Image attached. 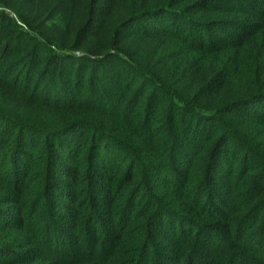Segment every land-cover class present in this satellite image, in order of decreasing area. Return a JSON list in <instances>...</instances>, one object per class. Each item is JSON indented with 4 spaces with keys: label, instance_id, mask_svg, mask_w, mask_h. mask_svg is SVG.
Segmentation results:
<instances>
[{
    "label": "trees",
    "instance_id": "1",
    "mask_svg": "<svg viewBox=\"0 0 264 264\" xmlns=\"http://www.w3.org/2000/svg\"><path fill=\"white\" fill-rule=\"evenodd\" d=\"M0 6V264H264V0Z\"/></svg>",
    "mask_w": 264,
    "mask_h": 264
},
{
    "label": "rangeland",
    "instance_id": "2",
    "mask_svg": "<svg viewBox=\"0 0 264 264\" xmlns=\"http://www.w3.org/2000/svg\"><path fill=\"white\" fill-rule=\"evenodd\" d=\"M105 1V0H104ZM0 9L1 10H4L6 13H8V14H10L13 18H15L16 19V15L14 14V11H12V10H10L9 8H6V7H1L0 6ZM163 40H159V39H154V38H151V39H149V40H145V44L147 45V48L150 50V51H152V52H155V54H157L158 53V51H160V50H162L164 47H165V45L164 44H161V42H162ZM77 53V55H82V53L81 52H76ZM170 54V53H169ZM89 70L87 71V76L89 75ZM130 76H132L131 74H130ZM129 76V77H130ZM123 78L124 79H126L124 76H123ZM131 78V77H130ZM133 79V78H132ZM120 83L121 84H124V82H121L120 81Z\"/></svg>",
    "mask_w": 264,
    "mask_h": 264
}]
</instances>
